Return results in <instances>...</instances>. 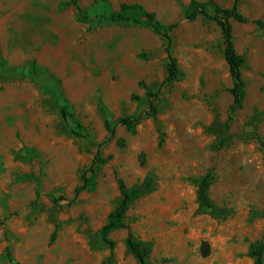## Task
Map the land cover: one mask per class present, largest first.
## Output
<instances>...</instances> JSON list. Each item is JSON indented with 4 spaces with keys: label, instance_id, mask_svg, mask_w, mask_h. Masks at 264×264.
<instances>
[{
    "label": "rangeland",
    "instance_id": "1",
    "mask_svg": "<svg viewBox=\"0 0 264 264\" xmlns=\"http://www.w3.org/2000/svg\"><path fill=\"white\" fill-rule=\"evenodd\" d=\"M68 1L0 0V264H140L127 230L110 235L113 254L99 234L121 203L118 178L146 188L125 223L149 247V264H254L251 247L264 242V30L232 22L247 97L228 123L222 33L204 17L184 21L192 0H109L181 22L172 35L180 75L167 86L165 38L84 21ZM76 1L85 10L96 0ZM240 10L264 20V0H240ZM127 116H142L136 134L118 127L113 136L108 123ZM99 149L106 163L89 176L93 187L55 203L75 198ZM207 175L213 208L204 210Z\"/></svg>",
    "mask_w": 264,
    "mask_h": 264
},
{
    "label": "trees",
    "instance_id": "2",
    "mask_svg": "<svg viewBox=\"0 0 264 264\" xmlns=\"http://www.w3.org/2000/svg\"><path fill=\"white\" fill-rule=\"evenodd\" d=\"M71 6L77 9L81 19L84 21L100 20L108 21L110 23L143 26L152 29L156 34L167 40V53L169 58L168 75L163 83V86L171 85L178 80L180 69L177 59L172 55V35L175 30L179 28L181 22L172 25H164L158 20L156 13L147 10L141 4L123 3L120 5V9L118 11L113 9L109 0H96L85 10L80 7L76 0H71L62 4L63 8ZM200 17H204L216 23L222 33L224 57L228 64L232 80V88L230 89V93L232 95L233 102L230 105L228 111V123H231L235 120V115L238 113V111L243 108L247 97V83L243 78L242 72L245 59L238 53L236 49L234 27L232 22L243 25H253L260 28L261 30H264V20L251 19L244 15L240 10V0H235L231 8H223L213 1L200 2L197 0H192L185 13L184 21L193 23L196 22ZM159 93L160 91L157 93L149 91L148 97L157 98ZM55 103L63 119L72 120L77 126V131L74 133L81 134L80 130H83L84 128L76 120L74 114L71 113L69 105L67 103H62L58 99L55 100ZM151 109L153 112L155 111L153 104H151ZM141 120L142 116L121 117L115 121L113 127H111L110 123H108V126L111 128L113 136L115 135L116 128L118 127H125L132 134H136L137 127L140 125ZM100 155L101 152L99 149L91 167L83 174V184L77 188L75 198L70 201L64 196H51L55 203L69 202L73 204L83 192L93 187L94 179L93 177L89 176L96 173L100 164L106 163V161L101 159ZM117 182L122 195L121 203L118 208L110 214L107 224L100 230L99 234L103 242L110 247L113 254L115 243L113 240H111L110 235L113 232L119 230H127V247L129 251L139 260L140 264H149V247L145 243L137 240L131 231V228L125 223V218L130 206L146 192V188L141 186L128 188L125 182L120 178L117 179ZM210 186L211 176L207 175L201 181L199 187L200 207L204 210L213 208L208 196ZM41 196L42 194L40 190H38L37 200L33 203L34 205L38 204ZM0 222L3 221L0 220ZM250 255L255 260L254 264H264V242L253 245L251 247ZM111 261L112 256L110 257L108 264H111Z\"/></svg>",
    "mask_w": 264,
    "mask_h": 264
}]
</instances>
